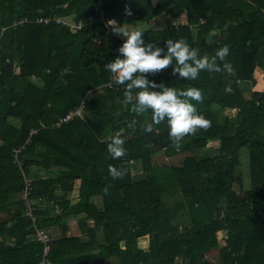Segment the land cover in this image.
I'll list each match as a JSON object with an SVG mask.
<instances>
[{"label": "trees", "instance_id": "trees-1", "mask_svg": "<svg viewBox=\"0 0 264 264\" xmlns=\"http://www.w3.org/2000/svg\"><path fill=\"white\" fill-rule=\"evenodd\" d=\"M125 9L147 23L186 15L185 25L144 29L145 43L165 47V40L183 38L209 59L228 47L224 60L216 59L220 70H201L195 80L173 75L171 65L146 74L157 84L201 92L202 99L191 103L210 126L186 134L178 146L166 121L153 123L151 110L137 114L123 104L125 85L104 69L123 42L106 24L117 18L122 25ZM69 16L82 24L75 33L55 21ZM259 69L264 71V0H0V264L42 260L44 247L32 239L22 197L28 180L32 206L48 201L60 210L49 217L47 210L35 212L38 227H57L63 236L51 243L52 264H264V91L245 96ZM81 105L82 118L58 127ZM226 110L238 112L229 119ZM114 136L125 149L115 159L107 151ZM209 142L217 148L205 149ZM159 151L185 157L178 166L158 167L153 157ZM242 151L250 171L247 190L238 172ZM110 165L123 175L113 178ZM138 167L145 179L133 178ZM52 169L58 170L53 178L34 173ZM77 182L79 202L70 207L67 196ZM177 194L171 205L163 199ZM96 197L103 210L91 202ZM78 215L86 239L67 235L64 220ZM180 216L188 220L183 228L173 223ZM101 219L121 227L122 236L101 239ZM220 234L227 248H221ZM147 236L148 251L139 246ZM215 249L216 263H210L207 255Z\"/></svg>", "mask_w": 264, "mask_h": 264}, {"label": "clouds", "instance_id": "clouds-1", "mask_svg": "<svg viewBox=\"0 0 264 264\" xmlns=\"http://www.w3.org/2000/svg\"><path fill=\"white\" fill-rule=\"evenodd\" d=\"M126 15H131L125 9ZM123 42L118 48V55L104 64L106 72L112 75L116 84L125 85L127 91L123 104L131 105L130 111L143 114L151 110L153 123L166 121L168 136L177 146L186 135L195 133L198 129H207L210 121L198 114L191 101H200L201 92L195 87L178 90L163 83L157 84L149 80L146 74L157 73L172 66L173 75L184 80H195L201 70L219 71L216 59L224 60L228 55V47L219 49L215 56H199L198 50L191 47L185 39L165 40V47L149 41L145 43L143 31L132 27L120 26L113 28ZM224 68L231 70L230 64ZM230 92V88L225 89ZM134 99V103L132 102ZM134 123V122H133ZM148 124L146 130H151ZM124 140L114 136L107 145V151L115 159L125 153ZM109 173L118 178L123 173L114 166H109Z\"/></svg>", "mask_w": 264, "mask_h": 264}, {"label": "rangeland", "instance_id": "rangeland-1", "mask_svg": "<svg viewBox=\"0 0 264 264\" xmlns=\"http://www.w3.org/2000/svg\"><path fill=\"white\" fill-rule=\"evenodd\" d=\"M158 1L159 0H152L153 5H155ZM133 15L134 14L132 13L131 15L126 16L122 25L119 24V21H118L117 18L114 19V20H117L118 27H120V26L132 27V28H135V29H139L141 31H143L144 29H147V28H149L151 26L155 30L156 29L162 30V29H165L166 27L167 28L169 26L172 27L175 24L177 26V25H179V23H181L180 22V18L174 19L171 16L166 18V17H163V15L157 17L154 20H150L147 23V22H141V21L135 20ZM60 19L66 21L69 24H71V26H73V23H75V16H69V17L60 18ZM193 30L195 31L194 28H193ZM72 32L74 33L73 29H72ZM114 33L115 32H113L112 34H114ZM114 35H118V34L115 33ZM15 71H17V69H15ZM255 78H256V82L254 83V85L251 83V84H248V85L245 86L246 88L249 87L251 89V90L245 92V96L246 97H250L251 96V92H254V91L263 92L264 91V71L259 69L257 71V73H256ZM237 112H238L237 110H226L224 112L223 116H226L229 119H232V118H234L236 116ZM85 118H86V115H85ZM14 124H17V123L15 122ZM107 132H105V133H107ZM217 146H218L217 142H209L207 144V146L205 147V149H207L209 147L214 149V148H217ZM240 154H241L240 155L241 166L238 169V172L241 171L242 182L244 183V190H247V189H249V187L251 185L250 178H249L250 171H249L248 159H247V157H245L246 155H245V153L243 151L240 152ZM184 157H185L184 154H180V155H178L176 157L166 158V156L163 154V152L159 151V152L155 153V155L153 157V159H154L153 162H154L155 165H158V167H162L163 165H176V166H178V165L181 164V162L184 159ZM18 166H20V165L18 164ZM138 168L139 169L132 170L133 178L135 180L145 179L147 176L141 172V170H140L141 167H138ZM57 171H58L57 169H52V171H49V172L45 173V171L37 170V173H36V171L34 170V173L39 175V176H37L38 178L44 179V178H47V177H50V178L55 177L56 174H57ZM78 186H79V183L77 182L74 191L70 192L68 194V196H67V198L70 201V203H69L70 207L76 205L79 202V189H78ZM22 197H24V194L22 195ZM163 199H165V201H166V203L168 205H171L174 201L179 199V194H177V195H175L173 197H167L166 196ZM91 202L93 204H95V206H97L99 209L103 210L104 207H103L102 197L93 198L91 200ZM37 207H36V204L33 206L35 212L38 211V210H40V211H46L47 210V213H46L47 217H49V216H51L53 214L56 215V214H58L60 212V210H58L59 208L57 206H55V208H52V203H50L48 201L47 202L46 201H42L39 204L38 209H37ZM35 217H36L37 221L40 220L39 217L36 214H35ZM81 217H83V216L81 215ZM80 219H81L80 215H78V216H70V217H68V218H66L64 220L66 222V224L68 225V227H69V232H68L67 235L68 236H82V237H84V239H86L87 238L86 237L87 234H82V232H81ZM106 221H107V219H101V222H100L101 226H100V231L98 233H99L101 239L106 238L108 240H115L116 238L121 237L122 236L121 227H119V226H113V227L110 226V227H108L105 224ZM186 222H188V220L186 221V219L183 216H180L178 219L173 221V223L176 226L179 225L180 228H183L184 227L183 223H186ZM89 223L93 227L92 221H90ZM31 227H32V223H31ZM44 230L49 236H51L52 241H55V240L60 239V238L63 237L62 234H61V230L59 228H57V227H55V228H45ZM219 238H220L221 243H222L221 248H223V247L227 248L228 247L227 237L224 234H220ZM32 239L33 240H37V238L34 235H33ZM99 242H101V241H99ZM102 242H104V241H102ZM139 246L142 249H145L147 251L149 249H151V247H150V238L148 236L141 238L139 240ZM219 251H220V249H215L214 251L210 252L207 255L208 261L210 263H216L215 261L217 260V255L219 254ZM108 264H118V263H117V261L115 259H109ZM177 264H187V263H185L182 259H180V260H177Z\"/></svg>", "mask_w": 264, "mask_h": 264}, {"label": "built area", "instance_id": "built-area-1", "mask_svg": "<svg viewBox=\"0 0 264 264\" xmlns=\"http://www.w3.org/2000/svg\"><path fill=\"white\" fill-rule=\"evenodd\" d=\"M55 21L57 23H59V24H62L65 27H68L71 31L73 29L74 33L82 28V24L81 23H73V26H71V24L67 23L66 21H64V20H62L60 18L55 19ZM39 22L50 23L51 20L50 19H40ZM106 25H107L108 30H109L110 33L114 32L113 28H117L118 27L117 20H111ZM173 26H176V24L173 25ZM84 110H85L84 105H81V107L78 110L68 114L65 118L60 119L59 123H58V127H60L61 125L72 121L75 118H78V117L82 118V116L84 114ZM23 149H24V147H22L21 149L15 150V152H14L15 153V157H18V155L22 152ZM15 161H16L17 164H19L21 166V163L19 162V160L17 158H16ZM30 182H31L30 180L27 181V188H26V190L24 192V197H23L24 198L23 200L26 203V209H27L26 216L29 217V219H30V221L32 223V228L35 231V237L38 240V241L37 240L36 241L40 242L43 245V247H44L42 260H41L40 264H52V261L50 259V257H51L52 238H51V236H49L45 232L44 229H41V228L38 227V225H37L38 222H37V219L35 217V210H34L33 206L31 205V203L28 202V198L30 196V188H31Z\"/></svg>", "mask_w": 264, "mask_h": 264}, {"label": "crops", "instance_id": "crops-1", "mask_svg": "<svg viewBox=\"0 0 264 264\" xmlns=\"http://www.w3.org/2000/svg\"><path fill=\"white\" fill-rule=\"evenodd\" d=\"M179 18H180V22H181V23H179L180 25H185V24L187 23V17H186L185 14H181ZM178 20H179V19H178ZM156 25H157V24H156ZM166 28H167V27H166ZM166 28H165V29H166Z\"/></svg>", "mask_w": 264, "mask_h": 264}]
</instances>
